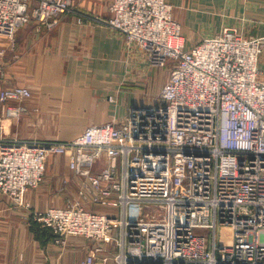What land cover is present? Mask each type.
Segmentation results:
<instances>
[{
  "label": "built area",
  "instance_id": "built-area-1",
  "mask_svg": "<svg viewBox=\"0 0 264 264\" xmlns=\"http://www.w3.org/2000/svg\"><path fill=\"white\" fill-rule=\"evenodd\" d=\"M67 13L119 30L170 76L160 102L67 141L9 137L4 121L23 111L11 101L32 93L1 89L0 193L23 204L48 156L66 154L78 199L31 219L57 244L92 241L80 264L112 252L116 264H264V37L226 28L188 47L169 0H112L109 17L72 0H0V35L14 39L32 20L53 29Z\"/></svg>",
  "mask_w": 264,
  "mask_h": 264
},
{
  "label": "crops",
  "instance_id": "crops-1",
  "mask_svg": "<svg viewBox=\"0 0 264 264\" xmlns=\"http://www.w3.org/2000/svg\"><path fill=\"white\" fill-rule=\"evenodd\" d=\"M73 2L76 9L94 17L111 14L112 0ZM170 2L188 47L226 28L264 37V0ZM93 21L67 13L53 29L31 23L19 29L14 39L0 35V67L4 71L0 90L21 85L32 93L30 98L11 101L23 111L20 117L4 121L9 137L67 141L91 125L125 119L133 106L155 104L170 69H152L146 53L128 43L119 30ZM259 69L264 81V50ZM78 180L68 155L55 154L48 156L43 180L26 191L22 205L0 193V264H80L89 252L88 243L79 240L81 236L57 244L49 229L31 219L35 211L66 206L78 199ZM85 205L105 210L89 202Z\"/></svg>",
  "mask_w": 264,
  "mask_h": 264
},
{
  "label": "rangeland",
  "instance_id": "rangeland-1",
  "mask_svg": "<svg viewBox=\"0 0 264 264\" xmlns=\"http://www.w3.org/2000/svg\"><path fill=\"white\" fill-rule=\"evenodd\" d=\"M170 1V0H169ZM72 4H73V7H76L75 6V4H74V2H73V0H72ZM31 23H34L35 24V26L38 28V26H37V24L34 22V20H32V21H30V23H28L27 25H29V24H31ZM44 27V26H43ZM42 27V28H43ZM149 64V63H148ZM153 69V68H152ZM165 69H170V71H171V68H170V66H168L167 68H165ZM154 102H155V104H156V102L158 103V102H160V95L158 96V97H156L154 100H153ZM13 202H14V200H13ZM15 203V202H14ZM17 205H19V204H17ZM22 205V204H21ZM32 225V224H31ZM71 237V236H70ZM82 239V240H81ZM84 238H79V240H81V241H85L86 243H88L87 244V247H88V251L94 246V243L92 242V241H90V240H88V239H84ZM113 256H114V252H112V254H111V258L109 259V261H110V264H115L113 261Z\"/></svg>",
  "mask_w": 264,
  "mask_h": 264
},
{
  "label": "water",
  "instance_id": "water-1",
  "mask_svg": "<svg viewBox=\"0 0 264 264\" xmlns=\"http://www.w3.org/2000/svg\"><path fill=\"white\" fill-rule=\"evenodd\" d=\"M137 107H138V106H133L132 109H133V108L135 109V108H137Z\"/></svg>",
  "mask_w": 264,
  "mask_h": 264
},
{
  "label": "bare ground",
  "instance_id": "bare-ground-1",
  "mask_svg": "<svg viewBox=\"0 0 264 264\" xmlns=\"http://www.w3.org/2000/svg\"><path fill=\"white\" fill-rule=\"evenodd\" d=\"M136 45V44H135ZM104 254H106V253H104ZM105 256H107V255H105Z\"/></svg>",
  "mask_w": 264,
  "mask_h": 264
}]
</instances>
